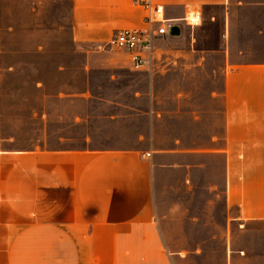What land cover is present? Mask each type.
<instances>
[{
  "label": "crops",
  "instance_id": "1",
  "mask_svg": "<svg viewBox=\"0 0 264 264\" xmlns=\"http://www.w3.org/2000/svg\"><path fill=\"white\" fill-rule=\"evenodd\" d=\"M153 1L181 32L153 38L167 46L151 57L167 81L152 82L146 124L128 145L92 147L89 133L75 145L58 128L54 147L22 149L0 131V264H211L206 250L224 235L233 264L244 249L229 234L264 220V0ZM71 2L79 43L148 27L134 0ZM1 12L2 0L0 79ZM72 95L92 100L88 90ZM208 157L220 162L214 199L196 191ZM217 199L225 224L208 229Z\"/></svg>",
  "mask_w": 264,
  "mask_h": 264
},
{
  "label": "rangeland",
  "instance_id": "2",
  "mask_svg": "<svg viewBox=\"0 0 264 264\" xmlns=\"http://www.w3.org/2000/svg\"><path fill=\"white\" fill-rule=\"evenodd\" d=\"M194 12L191 22L199 20ZM1 16L0 131L15 135L14 142L5 146L26 149L45 142L54 147L58 128L75 145L82 144L88 133L92 147L123 146L133 140L134 128L146 124L152 82L167 81L166 67L155 66L151 58L155 50L165 54V42L154 43L147 63L140 68L133 64L132 69L123 50L107 42L74 40L71 0H2ZM87 90L92 96L89 102L65 96ZM158 91L168 94L165 87L159 86ZM136 96L141 102L134 103ZM75 115L86 120L74 124ZM45 122L48 136L43 131ZM219 163L208 157L207 169L195 176L200 183L196 191L207 193V198L214 199L209 195L215 192V180L219 182ZM219 199L208 211V229L225 224ZM242 224L244 228L229 234L232 248L244 249L243 254L235 253L233 264H264V220ZM225 236L213 239L206 250L211 264H220V258L225 264Z\"/></svg>",
  "mask_w": 264,
  "mask_h": 264
},
{
  "label": "built area",
  "instance_id": "3",
  "mask_svg": "<svg viewBox=\"0 0 264 264\" xmlns=\"http://www.w3.org/2000/svg\"><path fill=\"white\" fill-rule=\"evenodd\" d=\"M134 3L143 8L148 27L117 30L107 45L127 52L135 68H140L148 61L145 53L151 51L154 36L170 34L171 27L176 24L165 17L164 7L153 0H134Z\"/></svg>",
  "mask_w": 264,
  "mask_h": 264
},
{
  "label": "water",
  "instance_id": "4",
  "mask_svg": "<svg viewBox=\"0 0 264 264\" xmlns=\"http://www.w3.org/2000/svg\"><path fill=\"white\" fill-rule=\"evenodd\" d=\"M180 32H181V28H180L179 25H173V26L171 27V29H170V34H171L172 36H177V35L180 34Z\"/></svg>",
  "mask_w": 264,
  "mask_h": 264
},
{
  "label": "bare ground",
  "instance_id": "5",
  "mask_svg": "<svg viewBox=\"0 0 264 264\" xmlns=\"http://www.w3.org/2000/svg\"><path fill=\"white\" fill-rule=\"evenodd\" d=\"M194 17H196V16H194ZM189 19H190V16H189Z\"/></svg>",
  "mask_w": 264,
  "mask_h": 264
}]
</instances>
